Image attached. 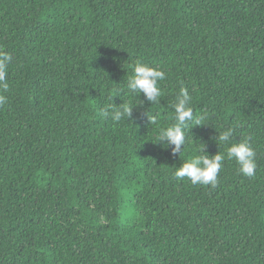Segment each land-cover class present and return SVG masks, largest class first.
Here are the masks:
<instances>
[{
	"label": "trees",
	"instance_id": "obj_1",
	"mask_svg": "<svg viewBox=\"0 0 264 264\" xmlns=\"http://www.w3.org/2000/svg\"><path fill=\"white\" fill-rule=\"evenodd\" d=\"M0 48V264H264V0H0ZM137 60L166 73L157 104L126 88ZM181 87L174 155L157 136ZM123 102L130 118L101 116ZM228 128L254 176H175Z\"/></svg>",
	"mask_w": 264,
	"mask_h": 264
},
{
	"label": "clouds",
	"instance_id": "obj_2",
	"mask_svg": "<svg viewBox=\"0 0 264 264\" xmlns=\"http://www.w3.org/2000/svg\"><path fill=\"white\" fill-rule=\"evenodd\" d=\"M12 61L10 53L0 48V106L8 101L6 93L9 91L7 82L8 67ZM166 73L158 67L149 66L143 61L137 60L132 65V75L128 78L126 88L132 95L143 94L150 104L160 102L162 90L160 81L165 80ZM192 96L186 87H181L179 94L173 104L175 116L173 123L162 127L157 136V142H166L165 147L172 146V153L179 154L186 143V131L188 124L194 120L193 109L191 107ZM134 107L130 103L108 104L101 111V116L111 119L113 122H120L132 116ZM151 125L158 124V114L149 117ZM199 125V121H196ZM233 130L231 128L219 132L216 141L229 144L226 152H217L213 156L194 155L177 167L175 176L177 178H188L193 185H210L215 188L218 183V175L223 167L225 159L235 160L239 165V172L244 176H254L257 168L256 152L247 140L233 141ZM205 153L204 147L200 149Z\"/></svg>",
	"mask_w": 264,
	"mask_h": 264
}]
</instances>
